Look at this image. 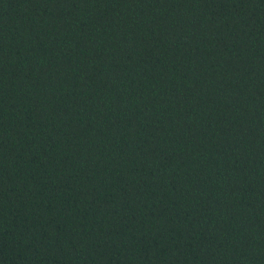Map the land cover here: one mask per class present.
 Segmentation results:
<instances>
[{
	"label": "trees",
	"instance_id": "trees-1",
	"mask_svg": "<svg viewBox=\"0 0 264 264\" xmlns=\"http://www.w3.org/2000/svg\"><path fill=\"white\" fill-rule=\"evenodd\" d=\"M0 264H264V0H0Z\"/></svg>",
	"mask_w": 264,
	"mask_h": 264
}]
</instances>
